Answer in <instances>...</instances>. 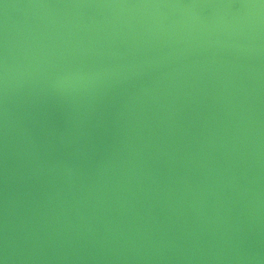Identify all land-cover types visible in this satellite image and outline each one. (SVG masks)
Returning <instances> with one entry per match:
<instances>
[{
  "label": "water",
  "instance_id": "water-1",
  "mask_svg": "<svg viewBox=\"0 0 264 264\" xmlns=\"http://www.w3.org/2000/svg\"><path fill=\"white\" fill-rule=\"evenodd\" d=\"M0 264H264V0H0Z\"/></svg>",
  "mask_w": 264,
  "mask_h": 264
}]
</instances>
